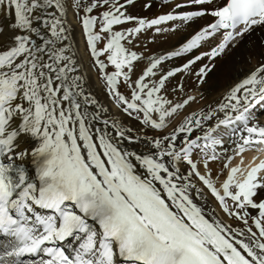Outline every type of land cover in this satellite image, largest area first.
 <instances>
[{"label":"snow or ice","instance_id":"1","mask_svg":"<svg viewBox=\"0 0 264 264\" xmlns=\"http://www.w3.org/2000/svg\"><path fill=\"white\" fill-rule=\"evenodd\" d=\"M132 2L74 0V8L83 10L84 15L77 11V17L117 107L152 130L167 127L166 119L189 102L173 105L158 95L165 82L202 57L168 71L150 85L146 78L156 74L164 59L191 52L201 41L225 30L218 48L206 54L215 57L236 36L264 25V0H225L222 6L214 5V0H191L214 6L182 16L140 19L130 30H117L136 19L123 11ZM102 8L106 10L99 16L92 15ZM4 12L14 16L8 25L14 35L7 46H0V158L10 161L0 162V235L9 238L0 246L5 256L16 258L8 264H22L19 258L39 253L48 257L40 264H117V256L123 264H264V200L254 199L264 189V161L246 170L239 165L229 168L235 157H241L243 164L247 150L264 151V126L252 122L253 109L264 107V65L231 89L227 103L199 118L187 117L170 135L150 140L154 151L142 155L120 147L122 140L138 142L126 135L131 129L102 119L99 108L92 110L96 101L85 93L65 44L62 0H0V13ZM204 15L215 18L208 28L169 57L153 60L138 79L131 80L133 62L140 57L125 45L134 34ZM96 26L98 33L93 31ZM102 39L106 43L98 49ZM105 55L107 64L99 60ZM109 65L115 69L111 74L106 72ZM204 72L201 68L196 75ZM120 78L131 89L130 98L118 90ZM98 122L104 127H95ZM221 127L234 137L232 147L225 149L232 156L215 151L223 146L216 135ZM21 136L38 141L31 153L38 184L23 166L11 162L27 155L15 151ZM194 155L201 156L205 168L210 161H227L223 194L200 174ZM181 163L188 166L187 175L180 171ZM192 175L225 213L243 222L244 229L206 218L191 197L193 189L199 192ZM249 209L257 216H251ZM0 264L5 262L0 259Z\"/></svg>","mask_w":264,"mask_h":264},{"label":"bare ground","instance_id":"2","mask_svg":"<svg viewBox=\"0 0 264 264\" xmlns=\"http://www.w3.org/2000/svg\"><path fill=\"white\" fill-rule=\"evenodd\" d=\"M224 2L225 0H214V5L222 6ZM120 3H125V0H120ZM62 4L64 6L63 20L65 21L64 27L67 36L65 44L70 49L69 54L74 58L78 74L82 77L85 93L96 101V104L92 106V110L99 108L102 119L118 121L125 129H131L126 135L135 138L138 142L129 143L127 140H122L120 141V147L138 154H149L154 151L149 141L161 139L166 135H170L173 128H178L185 122L187 117L192 116L194 118H199L203 113L218 109L221 103H227L225 97L229 94L231 89L261 65H264V25H257V29L251 28L243 35L236 36L229 42L230 47L232 48V46H235V48L227 53L229 51L228 48L223 59L218 58L212 63L210 62V55L206 54L210 53V50L214 47L217 46L218 48V45L223 41L225 30H220L213 37L201 41L200 47L195 48L191 52L184 53L179 57L164 59L163 62L158 65L157 69L154 70L156 74L146 78V81L150 85L157 82L158 79L168 71L182 67L196 56L202 57L196 62L197 64H192L188 70L176 73V75L169 77L165 82L164 88L158 95L171 101L173 105L182 103L184 100H188L189 102L183 108L178 109L172 117L166 119L167 127L161 130H152L144 127L138 120L125 114L121 107L116 106L115 101L112 103L111 100L107 98L108 95L106 91L108 88L106 82L104 81L103 74L99 71L96 58L91 54V50L87 44V37L84 35L81 22L77 17V11H79L81 16L84 15L83 10L74 8V0H62ZM177 5H181V7H177ZM214 5H196L193 4L191 0H133L132 3L126 4L123 11L126 15L136 19L119 26L117 30H130L138 26L137 22L140 19L151 21L162 15L172 14L182 16L194 11H210ZM103 10H106V8L96 9L93 11L92 15L99 16L100 12ZM48 11L54 12V10ZM56 14L59 15L58 13ZM13 20L14 16H9L6 12L0 13V46H7L10 38L14 35V32L8 27ZM214 20L215 18L210 15L194 17L190 21L177 19L151 28L146 27L140 33L134 34L131 38L132 42L125 45L130 51H134L140 57L138 61L133 62V72L130 74L131 80L135 81L138 79L147 67L150 66L153 60L161 57H169L171 53L179 51L193 36L197 35L201 30L208 28ZM157 29L160 30L158 31ZM239 30L240 29H237V31ZM93 31L98 33L99 26L94 27ZM105 43L106 39H102L97 43V48L102 49ZM223 53H225V51ZM100 58L101 57H99V60L103 62ZM210 66H214L215 68L210 71V69H208ZM201 68H204L205 72L202 76H197L196 73H198ZM113 71H115V69L112 66L106 69L108 74H111ZM118 90L123 95H125L123 92L125 90H129V93H131V89L123 82L122 78H120V82L118 83ZM218 116L222 119L224 114L218 112ZM259 116L261 120L264 119V108L259 112ZM252 122L264 126L256 119ZM212 123L215 125L217 121L214 119ZM95 127L103 128L104 125L102 122H98L95 124ZM218 130L221 131V139L227 138L228 129L221 127ZM193 135H196V133ZM200 135H202V133ZM233 139L234 137L231 136L229 141L230 145L228 144L227 146L223 145L220 147L223 149H230ZM16 144L17 147L15 151L17 153L26 151L27 155L23 160L14 159L11 162L14 166H23L29 179L33 183L38 184L39 182L36 179L37 165L33 162V157L31 155L32 151L38 146V141L28 136H21L16 141ZM177 147H179V142H177ZM218 149L219 148L216 147L215 150ZM253 151L255 150H247L243 153V164H241V157L232 159L229 168L239 165L242 169L246 170L248 167L259 164V161L263 160L264 151H256L255 154L257 156L255 154L252 155ZM4 159L7 163L10 162L6 157H4ZM193 161L197 164L200 174L210 179L214 186L222 192L221 185L224 180L227 179L229 171L228 168L223 167V164L227 161H220V159L210 161L207 168H205L203 159L200 155H194ZM180 171L187 175L189 168L187 165L181 163ZM261 175H264V173ZM237 178L242 179L240 174H237ZM190 179L192 183L196 185V188L199 189L198 193L196 189L191 191L193 202L202 209L206 218L210 221H219L225 226L234 229L245 228L242 221L239 222L235 217L230 216L221 209L219 202L195 175H192ZM232 191H235V189H232ZM254 199L257 202L264 200V189L258 190V195L254 197ZM228 205L230 209L233 208L230 200L228 201ZM38 211L40 210L38 209ZM248 211L251 213V216H257L255 210L249 209ZM251 223V218H249V225H251ZM253 231H257L255 227H253ZM65 245H68V243L66 242ZM116 260L117 264H123L118 256Z\"/></svg>","mask_w":264,"mask_h":264},{"label":"rangeland","instance_id":"3","mask_svg":"<svg viewBox=\"0 0 264 264\" xmlns=\"http://www.w3.org/2000/svg\"><path fill=\"white\" fill-rule=\"evenodd\" d=\"M84 2H87V0H84ZM174 21V20H173ZM170 22H172V21H170ZM257 27V26H256ZM256 27H254V28H256ZM253 28V29H254ZM260 28V27H259ZM257 29V28H256ZM149 43V42H148ZM200 47V46H199ZM214 48H217V46L216 47H214ZM213 48V49H214ZM228 48H229V51H228ZM235 48V46H232V48L230 47V45L229 46H227V47H225L224 48V51H225V53H223L224 51H222V52H220L218 55H216L215 57H212V56H210L211 57V63L212 62H214L215 60H217L218 58H224V56H225V54H226V52L227 53H229L230 51H232L233 49ZM212 49V50H213ZM212 50H210V53H211V51ZM209 52V51H208ZM206 53V52H205ZM221 53H223V54H221ZM203 54V53H202ZM101 58L100 59H102L103 60V62L105 63V64H107L108 62H107V60H106V55L105 56H100ZM203 58H206V57H203ZM213 58V59H212ZM196 62H198V61H196ZM195 62V63H196ZM200 62V61H199ZM207 62H209V61H207ZM197 64V63H196ZM110 66V65H109ZM108 66V67H109ZM215 67L214 66H210L208 69H210V71H212L213 69H214ZM104 81L106 82V80L104 79ZM119 88H121V87H119ZM124 93H125V96L126 97H129L130 96V93H129V90H125V91H123ZM106 93H107V95H108V99H110L111 100V102L112 103H114V101H115V104H116V106H117V102H116V100L109 94V91L107 90L106 91ZM263 107H261V106H257L255 109H253V115L255 116V114H256V118H254V119H256L258 122H261L263 125H264V119H260L259 117V112L260 111H262L261 109H262ZM258 115V116H257ZM219 132V133H218ZM220 133H221V131H217V133H216V135L219 137V138H221L220 137ZM222 140H223V145H228L229 144V142L228 143H226V138H222ZM201 143H203V141H201ZM230 145V144H229ZM219 149L218 150H215L217 153H219L221 156H232L233 155V153H232V151H227V152H225V149H223L222 147H220V146H217ZM231 147H232V145H231ZM250 151V150H249ZM256 153V151H253V153H252V155H254ZM256 155V154H255ZM257 156V155H256ZM262 159L263 160H260L259 161V163L261 162V161H264V157H262ZM220 161H222L221 159H220ZM221 194H222V192H221ZM239 222H240V220H239Z\"/></svg>","mask_w":264,"mask_h":264}]
</instances>
